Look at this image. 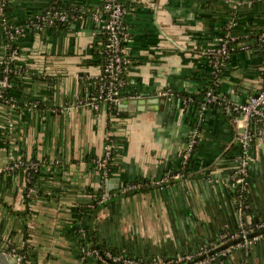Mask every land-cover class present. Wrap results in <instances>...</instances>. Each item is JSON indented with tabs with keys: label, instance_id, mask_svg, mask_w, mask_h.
Returning a JSON list of instances; mask_svg holds the SVG:
<instances>
[{
	"label": "crops",
	"instance_id": "1",
	"mask_svg": "<svg viewBox=\"0 0 264 264\" xmlns=\"http://www.w3.org/2000/svg\"><path fill=\"white\" fill-rule=\"evenodd\" d=\"M121 1L129 62L120 113L111 114L109 102L92 99L102 72L103 0H66L78 13L64 26H53L54 19L43 28L32 25L31 13L55 11L59 0H8L5 20L19 29L14 63L21 73L0 102V251L9 255L2 264H14L7 244L30 248L25 264H111L82 254L89 237L139 257H175L237 228L228 181L243 128L219 106L196 118L187 95L201 91L208 52L225 33L238 39L239 50L222 94L243 102L260 89L263 56L251 35L264 31V0ZM8 38L0 22V62L10 54ZM197 127L184 174L183 154ZM108 136L118 140L119 164L110 176L98 164ZM250 153L247 196L254 211L264 212V139ZM15 161L40 166L34 186L25 169L13 171ZM138 180L142 189L127 187ZM99 190L104 203L92 212ZM244 257L235 245L208 264H264V234Z\"/></svg>",
	"mask_w": 264,
	"mask_h": 264
},
{
	"label": "built area",
	"instance_id": "2",
	"mask_svg": "<svg viewBox=\"0 0 264 264\" xmlns=\"http://www.w3.org/2000/svg\"><path fill=\"white\" fill-rule=\"evenodd\" d=\"M8 0H0V11L3 13L4 5ZM128 8L125 7L121 0H105L103 11L106 15V43H105V64L102 68L101 74L97 77L98 93L92 96L93 100H103L109 103L113 102L118 104L120 101L121 86L125 84V81L121 78L120 74L129 62V57L124 50V40L127 36V27L124 23V15ZM66 19L67 15L62 10L44 12L42 15H36L37 21L34 23L35 26L43 28L48 22L53 21L55 18ZM3 23L10 39L15 40L16 34L19 35V29H13L5 19L0 21ZM236 40V37L232 34L225 33L219 38L216 46L209 50L210 63L213 67L212 72L217 75L218 70L225 65L226 60L230 59L233 52L239 48L237 45L230 44L231 41ZM256 42V48L263 52L262 69L261 73V87L260 89L252 94L246 101L235 102L231 101L227 97H222L215 93L210 87L205 96V102L201 107L200 113L204 112L213 104H221L223 107H227L233 113V121L243 128V131L239 132L237 140L239 142L240 154L238 156V163L234 168L231 178L228 181L229 186L234 190L235 201L237 207L238 221L237 230L228 237V232H221L216 241L210 243H204L199 249L194 252H188L179 255L176 259L164 258L160 255L153 257H141L136 259L134 257H125L123 254L113 255L109 250L105 252L108 258H112L114 261H121L123 264H170L171 262H179L182 260H191L193 264H208L213 260H218L227 256L231 249L237 245L244 250L245 261L250 257L253 244L263 234L253 235L247 237L250 233L256 232V229L264 228V220L252 226L250 216L248 215L247 208L249 204L245 201L244 197L238 193V186L247 188L248 176H249V164L251 160V148L257 142L264 139V31L259 32L254 37ZM10 46V43H9ZM242 48H248L247 45L241 46ZM10 54L6 56L4 71L8 72L11 70L10 63L14 61V56L17 54L16 47H11ZM11 87V83L7 75L0 78V98L4 97V93L7 88ZM188 100V99H187ZM200 131L199 128H195L190 134L186 148L183 154L184 165L195 150V146L199 141ZM111 137L108 136L105 143V153L98 159L100 166H106L108 159L111 157L112 141ZM21 163L18 161L13 162L10 165L11 168L19 166ZM38 164L32 162L29 168H37ZM107 175L106 172H104ZM179 176V174H176ZM136 184L127 186L128 188L136 187ZM104 199V198H103ZM83 231V229H80ZM83 234L85 232L83 231ZM242 236L243 239L232 246L226 247L213 253L214 255H206L202 258H196L199 254L208 252L221 244L228 242L230 239H234ZM17 259V264H22L25 256L17 251L13 247L12 251L9 252ZM82 254H91L101 260L106 258L99 253L95 248L82 249ZM217 254V255H216Z\"/></svg>",
	"mask_w": 264,
	"mask_h": 264
},
{
	"label": "trees",
	"instance_id": "3",
	"mask_svg": "<svg viewBox=\"0 0 264 264\" xmlns=\"http://www.w3.org/2000/svg\"><path fill=\"white\" fill-rule=\"evenodd\" d=\"M104 2L105 0H103V6H104ZM125 7H127L126 3L123 2ZM56 10H62L66 13L67 15V19L65 20H59V18H55V23H53L52 25L53 26H57V25H62L64 26L66 24V22H68L70 20V18L72 17L73 14H77L78 11L77 9H75V7H73L70 2H66V0H59V2L57 3V8ZM44 13V11H34L31 13V15L33 14L34 15V20L32 22V25H34V23L37 21V18H36V15H42ZM10 16V8H9V4H8V1L7 3L4 5V8H3V13L0 11V21H2L3 19H8V17ZM71 16V17H70ZM50 22L46 23L44 25L45 26H48ZM51 25V24H50ZM126 25V24H125ZM258 34V33H257ZM257 34L255 35H251L256 37ZM16 37H18V35L16 34ZM16 39V38H15ZM238 39L236 38V40H233L230 42V44H233V45H237L238 46ZM8 43H10V49L11 47H16L17 44H16V41L15 40H12L10 38H8ZM105 43H106V32H105V37L101 43V45L98 47V51L99 53L101 54V58H100V65L101 67L103 68L104 64H105ZM255 45L256 42H255ZM10 49H9V52H10ZM239 48H237L233 53H235L236 51H238ZM262 53V56H263V52ZM210 54V52H208V55ZM263 59V57H262ZM4 60H6V58H4ZM2 60L0 62V78L3 77L4 75H7L8 76V79L11 83V87L7 88L6 91H5V95L3 98H0V102L3 101V100H9L10 98V90L13 88V87H16L17 85H19L20 83V78H19V75L21 73V70L15 65L14 61L12 63H10V66H11V70L8 71V72H5L4 71V67H5V61ZM228 63H229V59L226 60V63L224 66H222L218 72H217V75L215 76V74L212 72V69L213 67L211 66L210 70L206 71L204 76H205V79L204 81L202 82V89L201 91L198 93V94H188L187 95V98H189L190 100H188L189 102V113L191 112L192 114H194V116L197 118L200 114V110H201V107L202 105L204 104L205 102V96H206V92L207 90L211 87L213 89V91L217 94H219L220 96L222 97H226V95L222 94V80L224 78V74H225V71L227 70V67H228ZM127 66V64H126ZM125 66V68H126ZM125 68L123 69V71L121 72L120 76L121 78L125 81V84H123L121 86V91L123 89V87L126 85V78H125V75H124V70ZM98 85L96 86V93H98ZM120 91V94L121 95V92ZM4 102V101H3ZM5 103V102H4ZM214 106H219V107H222L224 108L225 110H228L229 112H231V110H229L227 107H223V105L221 104H213V105H210V107H214ZM109 109H110V113L111 114H118L120 113V111L118 110V105L111 102L109 104ZM233 115V113H232ZM2 132H1V129H0V143H1V140H2ZM111 143H112V147H111V157L108 159V162L106 164V166H100V169H101V172L103 173L104 175V172L107 173V175H112V173L114 172V169L116 168V166L119 164L118 162V158H117V153H118V149H117V145H118V140H117V137H113L111 136ZM197 146V144H196ZM195 146V148H196ZM192 157L191 159H189L187 161V163L184 165L183 167V170L182 172L184 174H187L188 171L190 170V167L192 165ZM13 171L15 172H21L25 169L26 173H28V177H29V184L30 185H33L36 183V180L37 178L39 177V174H40V166L38 165L37 168H25V165H19L17 167H14L12 168ZM136 188H134L135 190H140L143 188V185H144V182L143 181H140L138 180L136 183ZM238 193L244 197L245 201L249 204L248 208H247V212H248V215L250 216V222L252 224V226H255L256 223L258 222H261L262 220H264V212H257V211H254L253 207H252V204L251 202L249 201L248 199V191H247V188L244 189L243 186H238ZM97 196L93 199L92 201V204L91 206H89L90 210L92 212H95L98 208H100L101 205H103L104 203V199H103V191L102 190H99L96 192ZM80 228V227H79ZM238 228H236L233 232H235ZM261 230H264V228H261V229H256V232H259ZM80 232V230H79ZM231 230L228 231V237L231 236V234L233 233ZM232 240V239H230ZM229 240V241H230ZM82 249L83 248H86V249H91V248H95L99 251V253L101 255H103L105 258H106V261H108L109 263L111 264H123L121 261H114L112 258H108L106 255H105V252L107 250H109L111 252V254L113 255H119V254H123L125 257H134L136 259H139L141 257L139 256H136L134 255L133 253L129 252L128 250L126 249H123V248H119V247H116V246H113V245H109L107 243H103V242H94V240L92 238H82ZM13 244H7V251L11 252L12 249H13ZM213 249L209 250L208 252L206 253H203V254H198L196 256V258H202V257H205L206 255H214L213 253H216V252H212ZM17 251L21 254H23L25 256L24 260H23V263L22 264H25V260L26 258L30 257L31 256V253H30V248L28 246L22 248V249H17ZM195 250H188L186 252H184L183 254L185 253H188V252H194ZM217 255V254H216ZM178 256H175V257H168L167 259L170 260V259H176ZM225 257V256H224ZM223 257V259H224ZM165 258V257H164ZM215 260L211 261V262H214ZM170 264H193V261L191 260H182V261H179V262H171Z\"/></svg>",
	"mask_w": 264,
	"mask_h": 264
},
{
	"label": "water",
	"instance_id": "4",
	"mask_svg": "<svg viewBox=\"0 0 264 264\" xmlns=\"http://www.w3.org/2000/svg\"><path fill=\"white\" fill-rule=\"evenodd\" d=\"M129 192L132 193L133 191H132V190H129ZM107 201H108V200H105V202H107ZM257 234H264V230H261V231H259V232H252V233H250L247 237H251V236H253V235H257ZM242 239H243L242 236L237 237V238H234V239H232V240H230V241H228V242H226V243H224V244H221L220 246L214 248V249L212 250V252H217V251H220L221 249H224V248H226V247L232 246V245H234L235 243H238L239 241H241ZM94 241H95V240H94ZM5 252H6V250H5ZM6 254H7V253H6ZM6 254H5L4 252L0 251V264H2V260H5ZM7 255H8V254H7ZM7 258H9V255L7 256ZM13 259H14L13 263H14V264H17V259H16L15 256H13Z\"/></svg>",
	"mask_w": 264,
	"mask_h": 264
}]
</instances>
